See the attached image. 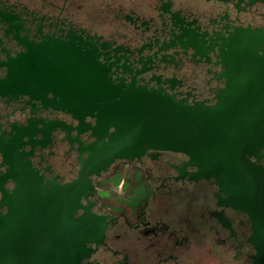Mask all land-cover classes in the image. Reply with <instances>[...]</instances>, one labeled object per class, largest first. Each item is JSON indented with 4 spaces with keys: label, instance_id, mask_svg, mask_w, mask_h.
<instances>
[{
    "label": "flooded vegetation",
    "instance_id": "af4514ba",
    "mask_svg": "<svg viewBox=\"0 0 264 264\" xmlns=\"http://www.w3.org/2000/svg\"><path fill=\"white\" fill-rule=\"evenodd\" d=\"M248 27L264 30V0H0V183L9 170L3 152L27 154L31 147L18 145L31 139L42 145L25 159L45 182L79 178L80 145L94 138L55 97L61 45L92 44L113 79L213 103L224 81L209 48ZM188 161L148 151L89 177L81 203L106 225L103 241L88 245L92 263L253 264L248 217L221 205L217 185L195 180ZM2 187L12 193L15 182Z\"/></svg>",
    "mask_w": 264,
    "mask_h": 264
},
{
    "label": "water",
    "instance_id": "95a60500",
    "mask_svg": "<svg viewBox=\"0 0 264 264\" xmlns=\"http://www.w3.org/2000/svg\"><path fill=\"white\" fill-rule=\"evenodd\" d=\"M221 40L209 48L224 81L213 103H189L134 78L113 79L92 44L59 47L64 68L55 97L79 120L78 132L90 130L94 141L80 145L79 178L64 185L45 182L25 159L40 141L18 145L30 146L27 154L3 152L9 170L0 183V264H94L88 245L103 241L106 225L81 203L89 177L148 151L182 153L196 169L195 180L217 185L220 204L248 217L251 259L264 264V30L237 28ZM8 179L15 182L12 193L2 187Z\"/></svg>",
    "mask_w": 264,
    "mask_h": 264
}]
</instances>
